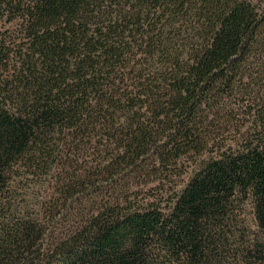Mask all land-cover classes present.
<instances>
[{
  "label": "trees",
  "instance_id": "1",
  "mask_svg": "<svg viewBox=\"0 0 264 264\" xmlns=\"http://www.w3.org/2000/svg\"><path fill=\"white\" fill-rule=\"evenodd\" d=\"M260 3L0 0V264H264Z\"/></svg>",
  "mask_w": 264,
  "mask_h": 264
},
{
  "label": "rangeland",
  "instance_id": "2",
  "mask_svg": "<svg viewBox=\"0 0 264 264\" xmlns=\"http://www.w3.org/2000/svg\"><path fill=\"white\" fill-rule=\"evenodd\" d=\"M253 2L254 3L259 2V0H253ZM260 2H261L260 3V7L264 6V0H260ZM7 26L8 25L5 22H3V21L0 22V30L1 29L4 30L5 28H7ZM232 104H234V105H232L233 107H237V103H232ZM239 128L241 130L242 127H239ZM237 132H238L237 129H235V130L232 129L229 132V134H227V137H226V139L228 140L227 142H229V140H232V138L234 136L238 137ZM204 157L205 156H201L202 159ZM41 183L42 184H40V181H38V182L30 181V182L27 183L29 185V187H28L29 189L28 190L25 189V190H27V193H30L33 190H34V193H36V192L38 193L39 188H43L46 192H48L49 189L52 188V186L54 184V181H52V183H51L49 180H47V181H41ZM51 191H52V189H51ZM43 196H44V194H43V192H41V194L38 195L37 197H35L33 199L26 200L27 203H25V204L28 205L30 208L34 209V205H35L36 201L39 200ZM240 220L241 221L246 220V222L248 224H250V225L252 224V219H251V216H250V209L247 208L246 205H244V207H242V213H241Z\"/></svg>",
  "mask_w": 264,
  "mask_h": 264
}]
</instances>
